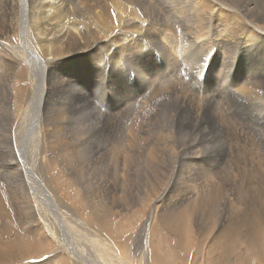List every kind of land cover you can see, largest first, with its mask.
<instances>
[{
  "label": "bare ground",
  "instance_id": "6f19581e",
  "mask_svg": "<svg viewBox=\"0 0 264 264\" xmlns=\"http://www.w3.org/2000/svg\"><path fill=\"white\" fill-rule=\"evenodd\" d=\"M160 1L162 5L156 6L157 1L153 2V0H0V45L7 48L11 54L9 62L5 60V57L0 61H4L12 68L10 70L14 73V76H18L16 69L20 62L29 79L26 84L28 88L19 84V82H14L12 83L13 86H8L9 103L15 105L14 97L17 93L22 104L27 100L30 108L34 107L33 112L29 109L33 113V118L28 122L31 128L23 129L27 133L21 131L20 127L17 128L19 129L18 132L15 131L14 134L13 129H4L3 131V136L6 139L5 143L7 144L5 151L10 154L17 152V155H15L14 160L9 157L7 161H2L3 164L1 165V167H6L7 170L3 169L2 173L8 179L3 187H0V264H10L21 260L32 261V253L38 250L36 249L38 247L31 248L30 244L27 243L29 246L25 247L23 244L21 250L11 249L21 235L26 238L33 236L39 248L52 245V240H56L59 246L56 254H51L52 257L66 254L74 260L76 259L75 261L80 264H130L125 259L128 254H125L124 260L115 257L116 251L114 249L111 248L109 251L102 249L101 243L95 239V232L90 230L91 233L84 231L83 234L80 228H74L75 226L73 227L70 224L68 216H71V218L72 216L77 217L81 212L80 210L78 214L73 210H69V212L67 211L68 215L63 210H58L59 204L53 202L54 195L52 197V194H49L52 193L50 189L53 187L49 188L45 185V183L49 185L52 180L49 176L50 169L57 171L55 166L52 168L49 165L45 166L46 152H43L46 150L43 148L40 151L43 154L37 151L30 154L31 158L28 157L29 161L27 162L23 156L32 150L31 143L38 150L41 138L37 141H31V130L36 133L34 126L38 127V125L44 126L45 124V131H48L47 134L51 135L49 137L62 134L67 137L64 143L61 144L56 137H52L46 143L48 146L46 149L50 153L51 162H53L51 165L61 163L63 168L67 166L66 163L68 162L66 155L70 154L67 151L71 150L75 142L80 140L88 146L94 141L93 138L99 136V134L107 133L106 135L113 136L114 126L112 123L116 121L115 119L121 122L123 113H119L118 110L119 114L116 113L115 119H112L109 115L108 118L104 116L105 119L102 120L104 112L101 114L97 107H101L105 102L107 94L110 95L105 92L107 89L119 92V85H128L127 73L124 72L125 57L132 66L137 67L135 69H138L142 77V83H134L136 86L132 88L133 94L129 92L128 97L126 95V98H121L119 105H115L114 110L116 111L115 108H122L124 102L131 99L132 95H135L136 99L147 89L151 96L153 94L151 100L157 95V100L152 104L151 109L159 108L166 111L167 124L163 125L164 129H161L157 123L158 118L154 116L157 113L151 111L150 115L152 116L149 118L145 129L143 128L144 116L138 120V127L134 121L128 129L131 137H134L137 132V138L140 141L144 140L143 142L115 147L109 145L108 149H106L107 144H104L103 149L100 147V150H97L98 153L108 154L111 151L117 153L116 157H118V154L137 157L147 153L160 154L161 152L172 155L175 153V147L172 145L173 140L171 141L167 136H159L160 132L168 133L170 131L177 134L176 128H179L181 129V132L178 130L179 133L183 132L184 135L186 133H196L193 135L194 139L178 151H184L185 154H188L189 161L185 163L175 162L170 171H165L162 176L157 175L152 182L150 181V184L149 181L147 182L148 177H146L145 183L151 186V196H157L158 189L160 191L161 196H157L154 203L158 202L162 195L168 193L174 185H183L184 189L185 201L180 203L183 207L172 212L170 216L161 218L159 223L155 224L156 229L154 231L157 232L159 225L162 224L168 230V232L163 233L169 236L168 238L176 243L181 248L180 250H183L185 238H187L184 236L185 213L187 211L190 213L191 225L194 221L200 223L198 233L205 238L209 259L214 260V264L238 263L243 253L236 248L233 250L235 253V257L232 258L234 263L228 255L231 247L236 243L238 246L245 243L250 248H254L257 243L261 246L259 236L264 233V230L257 233L250 231L252 225L263 222V217L254 206V197L258 195L259 188L253 185L248 186L250 191L245 196L247 200L246 203H243L245 208L241 214L235 213L232 209L235 206L234 199H236L234 185H230L226 189L223 185L218 184L215 186L213 180L206 175L202 177L200 175L202 167L196 166L197 161L203 162L200 155L197 154L201 150H199V147L194 148L193 146L203 143L201 147L203 145L207 150L205 156L216 159L215 165L220 169H223L225 165L229 166L231 163H236L242 168L243 173L250 169L252 172H257L258 175L257 163H254V161L247 162L248 152H257L256 145L246 140L244 143H231V140L229 141L230 137H241L242 133L240 134V132L242 131L239 132L238 128L228 121L225 116L226 113L224 114L223 111L210 106L216 105L217 102L228 105L236 101L243 102L245 98L243 89L248 86H257L262 89V91L259 90L262 94L257 91L254 101L249 103L254 108L264 105V67L258 69L259 71L255 68L256 59L264 60V27L258 24H250L248 29L244 31L242 25L236 23L231 10H236V7H239V0H159V3ZM171 24H178L179 27L176 26L177 30L185 32L189 42L185 43L188 44H183L175 37V30ZM211 32L212 39L209 40L207 35ZM17 35L22 40L20 46L18 44L16 46L10 40L4 42L9 37L14 40ZM142 37L145 38L144 40H150L151 43L160 47L161 53L158 54L162 55V63H154L155 60L143 54L142 50L137 54L140 50L139 40ZM255 38L260 43L256 42ZM210 41L218 46L211 52L208 47L212 44ZM146 43L148 45V42ZM24 44H26V47ZM235 46H239L237 49L238 60L236 61L228 59V53ZM224 50H226V53H224ZM30 51L31 56H29ZM205 54L209 55L204 58ZM202 63L203 65H201ZM175 68L189 75L185 84L181 80L175 81L173 79L172 74L175 72ZM130 73L129 70V76ZM160 74L162 76L156 84L157 86L155 85L156 88L151 86L154 83L153 81L156 80L154 77ZM166 77L171 79V84L169 83V86L163 87L162 82H165ZM14 80L16 79L12 81ZM152 88H155L154 91L152 90L153 92L151 91ZM25 92L31 93V96L23 101L21 97L26 96ZM37 92H39V96L35 95ZM180 92H183V94L180 95ZM44 100L47 104H45V109L42 111ZM167 101H170V103L165 106L163 103ZM198 105H201V107H198ZM206 110L210 112V115L206 116ZM111 112L115 115L113 110ZM253 112L264 117L263 110L254 109ZM110 113L107 112V114ZM136 115H138L137 109H135L134 117ZM80 129L88 131L80 137ZM65 130H70L71 133L67 135L69 132L65 134ZM72 134H77L75 136L77 140L70 142ZM16 135L19 136L16 137ZM163 137L165 138L164 144L159 141ZM7 139H9L8 142ZM260 140L262 138L258 137L257 141ZM226 142L229 143L230 147L234 146L236 149L230 157V162L224 155V151L228 148ZM261 145H258L260 149ZM194 155L198 157L197 161ZM19 157L21 161L16 163L15 161H18ZM62 157L66 158L62 160ZM258 157L257 154L256 158ZM41 162L45 166L42 170L40 169ZM79 165L81 166V164ZM148 169L158 170L153 164H149ZM115 170L121 179L117 187H128L127 173L131 172L129 159L126 158L123 166ZM152 171L154 172V170ZM45 173H48L47 178L46 176L43 177ZM147 194L148 192L142 200L146 199ZM31 196L33 198L39 196L37 201L41 211L54 214L45 217L34 210L30 203ZM262 196L258 195V200L262 199ZM147 199L149 200V198ZM261 202H264V200ZM84 204L85 211L83 214L87 213L88 221L91 224L88 222L84 224L80 221L79 224L85 228L86 225L95 226L97 224L107 228V215L102 211L93 212L91 209L93 205L91 206V203L87 200H84ZM224 209L227 212L231 210V216H234L231 221L225 222V219L221 218ZM197 212H203L204 218H199L197 221L193 217V214ZM251 213L254 214L251 216ZM10 214L13 216L7 222H9V225L12 224L13 227L20 229L19 235L17 230L13 234L15 237L12 239H10L12 229L1 223V219ZM153 220L154 216L151 215L145 224L143 236L144 264L164 263L160 259V255L154 253L153 250ZM19 223L23 226L21 227ZM53 223L55 227L52 226ZM55 228H60V230L56 232ZM24 229L26 230L22 232ZM35 234H38V236ZM262 239L264 238L262 237ZM181 245L183 246L181 247ZM262 246L264 247V245ZM258 249L259 253L254 254L257 261L255 262L258 263L259 259L264 262V252L260 247ZM230 256L232 255L230 254ZM49 260L52 261L50 258Z\"/></svg>",
  "mask_w": 264,
  "mask_h": 264
},
{
  "label": "rangeland",
  "instance_id": "374dc122",
  "mask_svg": "<svg viewBox=\"0 0 264 264\" xmlns=\"http://www.w3.org/2000/svg\"><path fill=\"white\" fill-rule=\"evenodd\" d=\"M156 1L153 0V2H156L155 3L156 6L162 5L161 1H160V3H159V0H156ZM236 8H237L236 10L235 9L231 10V13L234 15L233 17H234L236 23L238 25H242L244 31H246L248 29V25H250V24H252V25L258 24L259 26L264 27V0H239V7H236ZM171 25L174 27L175 37L178 40L182 41L183 44H188L189 43L188 37H186L187 35L185 34V32L184 31L179 32V30H177L178 29L177 27H179L178 24H171ZM207 37L209 40L212 39V32L208 33ZM141 39H142V41H141ZM144 39L145 38L142 37L139 40L140 50L137 52V54H139V52L142 50L143 54L148 56L150 59L155 60L154 63L155 62L156 63L157 62L162 63V55L158 54V53H161L160 47L151 43L150 40H144ZM9 40L12 43H14L15 45L18 44V46H20L19 44L22 43V40L20 39L19 35H17V37H15L14 40L11 39V37H9L8 40H4V42H7ZM184 40H186V41H184ZM255 40H256V42L260 43L257 40V38H255ZM146 42H148V45ZM185 42H188V43H185ZM211 43L213 44V42H211ZM212 44H210L208 46L210 48L209 49L210 52H211V50H215L218 47L217 45H215V44L212 45ZM24 45L26 47V44H24ZM0 46H1V48H0V53H1L0 57L1 58L0 59L5 57L6 58L5 60L6 61L8 60V62H9V60L11 59L10 51L7 48H3L2 45H0ZM238 48H239V46H235L234 48L231 49L232 51L230 53H228V59L235 60V61L238 60V55H237L238 54V50H237ZM28 52H29V50H28ZM224 53H226V50H224ZM28 55H29V53H28ZM208 55L209 54H205L203 57L206 58ZM230 55H231V57H230ZM29 56H31V51H30ZM124 59H125L124 61L127 63L126 64L124 62V67H125L124 72L127 73L128 85H126V86L125 85H122V86L119 85V87H120L118 90L119 92H117L115 90L111 91L110 89H107L105 92L109 93L110 95L107 94L105 102L101 105V107H99V106L97 107V109L99 111H101L100 112L101 114L104 112L102 120L105 119L104 116L106 118H108V116L110 115V117H112V119H115L117 114L123 113L121 122H120V120L115 119L116 121L114 123H112L114 126L113 136L106 135L107 133L99 134V136L97 135L96 137L93 138L94 141H92L88 146H86L87 144L82 143L80 140L78 142H75V144H77V145L74 144L73 147H71V150L67 151L68 153H70L69 155H66L67 158L62 157V160H64V158H66L68 160V162L66 163L67 166H65V168H63L62 167L63 165L61 163H60L61 165L60 164H52L51 165V163H53V162H51V158L49 157L50 153L46 149V147H48L46 145V143L48 141H50L49 139H51L52 137H56L57 140L61 144V143H64V140L67 139V137L63 134L62 135H52V137H49L51 135L47 134L48 131H45V129H44L45 124H44V126H42V125L41 126L38 125V127L34 126L36 133H34L31 130V134H32L31 141L32 140L37 141L40 138H41L40 139L41 141H40V144L38 146V150L31 143V149L32 150L30 149L31 151L29 153L27 152V154L23 155L24 159L26 160V162L29 161V159L31 158L30 154L35 153V151L39 152L40 154H43L46 152V154H45V162H46L45 166L49 165L50 168L55 166L57 168L56 169L57 171H55L54 169H52V170L50 169L49 176H51L50 179L52 178V180L49 183V185H48V183L47 184L45 183V185L49 188L53 187L50 189L52 191V193L50 192L49 194H52V197L54 195L55 199L53 202L54 203L57 202L59 204L58 210H60V211L63 210L64 212H66V214H67V211L69 212V210H73L76 214H78V211L80 210L81 212L77 217L72 216V218H71V216H68L69 217L68 219H70L69 220L70 224L73 227L75 226L74 228H80L81 231L83 232V234H84V231L90 232V230H92L93 232H95L96 233L95 239L101 243L102 249L109 251L112 248L116 251V254L118 252L117 256L115 254V257H119V259L124 260V258L126 257L125 254H128V256L125 259L130 264H144V257H143L144 240H143V236L145 233V231H144L145 230V224L149 220L150 216L153 215L154 216L153 223L155 226V227L153 226V232H152L153 233L152 235L154 237L153 250H154V253H157L160 255V259L164 262L162 264H214L215 261L209 259V254H208L207 246L205 243V238L198 233V227L200 226V223H197L196 221H194V223L191 225L189 212L186 211V213H185L186 223L184 226V231H185L184 236H186L187 238H185L184 246L181 245V247L183 246V250H180L181 248L179 246H177L176 243H173L168 238L169 236H167L163 233V232H168V230L162 224L159 225L157 232L154 231L156 229L155 224H158L159 220L161 218H163L164 216L166 217L168 215L170 216L172 212H174L175 210L181 209V207H183L182 204H180V203H182V201H185L184 196H183L184 189H183V185H174L173 187H171L169 189L168 193L162 195V197H161L162 199L160 198V200L158 202L154 203L155 198L160 195V191L158 189L159 193H157V196H155V197L151 196V192H150L151 186L149 184L153 181V179L156 178L157 175L162 176V174H165L164 173L165 171H170L171 168L173 167L172 165H174L175 162L176 163H185L186 161H189L188 154H185L184 151H182V152H178V151H180L185 146L186 143L191 142V140L194 139L193 135H195L196 133H193V134L192 133H186L184 135L183 132L179 133V131L181 132V129H179V128H176L177 134L170 132V131L168 133L160 132L159 136H165V137L167 136L171 139V141L173 140L172 145H174V147H175V153L172 154L173 156L170 154H167L166 152H161L160 154L147 153V154L137 156V157H132V156L128 157V156L123 155V154H118V157H116L117 153H114L111 151L108 154H99L98 153V151L100 150V147L102 149L104 148V146H103L104 144H107L108 147L106 149H108L109 145H112L115 147L118 145H132V144H138L140 142H143L144 140L140 141L137 138V132H136V135L134 137H131L130 134L128 133V129L131 126V123H133L134 121H135L134 123L138 127V122H139L138 120L142 116H144L143 128L145 129V127L147 126V122H148L149 118L152 116V115H150L151 111H154L157 113L154 116H156L158 118L157 123L159 124L158 126L161 129H164L165 127H163V125L165 126L167 124L168 118H167V112L166 111H163L159 108H156L153 110L151 109V107L153 106L152 104L157 100V95H155V97L151 100L150 98L153 96V94L151 96V94L147 92V89L143 92V94H141L136 99L134 97L135 95L134 96L132 95L130 97L132 100L129 99L127 101L128 104L125 101L124 104L122 105V108H115L116 111L114 110L115 105H119L121 98H126V95L128 97L130 95L129 92L131 94H133L132 88H134V86H136V84H134V83H136V82H138L137 84L142 83V77H141L140 73L138 72V69H135L137 67L132 66L130 61H128V59H126V57ZM201 65H203V63ZM262 67H264V60L263 59H256V61H255L256 70L259 71ZM10 69H12V68L9 65H7L4 61H0V96H1L0 100L2 99L0 101V111H1L0 112V118H1L0 119V123H1L0 124L1 125L0 126V132L2 133V134L0 133V136H1L0 137V168H1L0 169V187H3L4 183L8 179L2 173L3 169H5V170H7V169H6V167H1V165L3 164L4 161H7L9 157L14 160L16 158L15 155H17L16 154L17 152L10 154V153H7L5 151V149L7 148V144L5 143L6 139L3 136V131H4V129L5 130L13 129V134H14L15 131L18 132L19 129H17V128L20 127L21 131H23L24 133H27V131L23 130V129H26L28 127L31 128L30 124H28V122L31 120V118H33L32 112L34 111V107L30 108L28 101L25 100V98L27 99V98H29V96H31V93L29 94V92L28 93L25 92L26 96L23 95V97H21L23 99V101L25 100L23 104H22V101L19 100L17 93L15 94V97H14L15 105H13L12 103H9V99H8L9 93L7 92L8 86L9 85L13 86L12 83L19 82V84L24 85L25 87L28 88V86H26V84H27V81H29V79L26 76L27 72L25 69L22 68V64L20 62L18 63V68L16 69V73L18 74V76H14V73ZM129 70L131 72L130 76H129ZM27 71H28V68H27ZM161 74L154 77L156 80L153 81L154 83H152L151 86L154 87L156 84H158V81H160L161 76H162ZM172 76H173V79L175 81L181 80L185 84L189 75L187 73L183 72L182 70L175 68V72L172 74ZM139 77H140V79H139ZM26 78H27V80H26ZM13 79H16V80L12 81ZM23 81H25V82H23ZM164 81L165 82H162L163 87L169 86L171 84L170 83L171 79L168 77H166ZM143 82H145V80H143ZM156 86H155V88H156ZM183 86L185 87V85H183ZM155 88H152L151 91L152 90L154 91ZM259 90L262 91V89H260L257 86H248V87H245L243 89V91H244L243 93L245 95L243 102L236 101L235 103L233 102L234 104L232 103L229 105L217 102L216 105L210 106V107L215 108L216 110L219 109V110L223 111L224 114L226 113L225 116L227 117L228 121L231 124L235 125L238 128L239 132L242 131V132H240V134L242 133L241 135L243 137L242 136L241 137L237 136L235 138L230 137L229 141L231 140V143H244V141L246 140L247 142L254 143V145H256L257 152H254V151L248 152L247 162L250 163V161H254V163H257L258 172H259L258 175H257V172H252L250 169L247 172L243 173L242 168L239 167L236 163H231L229 166L225 165V167L223 169H220L219 167H217L215 165L216 159L205 156L207 154V150L205 149V147H203V145L201 147V144H203V143H200L199 145L193 146L194 148L199 147V150L202 151V152L201 151L197 152V154L200 155V158H201V160H203V162L197 161L198 157L194 155L195 160L197 161L196 166L202 167L201 172H200V175L202 177H204L206 175L209 179L213 180V182L215 183L214 184L215 186L218 184L223 185V187L226 189L230 185H234V192H235L236 199H234V201H235L234 205L235 206H233L232 209L235 213H239V214H241L243 209L245 208V205L243 203L247 202L245 196L250 191V188H248V186L253 185V186L259 188L258 195H261V196L264 195V148H263L264 147V143H263V140H264V117H263V115L260 116V115H257L256 113L253 112L254 109H260V110L264 111V105L254 108L253 105L251 103H249V102L254 101V98L256 96V92ZM261 91H259L260 94H262ZM48 93H49V91L47 92V94ZM179 94L181 95V94H183V92H180ZM35 95L39 96V92H37ZM45 100H44V106H42L43 107L42 111L45 109V104H47V103H45ZM160 100H161V98H160ZM168 103H170V101L164 102L163 104L166 106ZM30 104H31V101H30ZM105 104H107V105H105ZM104 106H105V108H104ZM123 107H126V108H123ZM198 107H201V105H198ZM210 107H208V108H210ZM129 108H131V109H129ZM231 108H233L234 110ZM29 109L32 112L29 111ZM135 109L138 110V115H136L134 117ZM102 110H104V111H102ZM112 110L115 113V115H113L112 112L110 113V111H112ZM132 110L134 113L132 112ZM159 111H162V112H159ZM107 112H109L110 114H107ZM251 113H254V114H251ZM152 114H154V113H152ZM147 115H149V116L146 117ZM208 115H210V112L208 110H206V116H208ZM109 119H111V118H109ZM6 121H8V123H6ZM24 121H25V123H24ZM20 123H21V125H20ZM210 123L217 124L216 122H210ZM6 125H7V127H6ZM110 125H111V123H110ZM80 131H81V135H80V137H81V136H84L88 130L80 129L79 132ZM64 133L65 134L68 133L67 135H69L71 133V131L65 130ZM34 134H36V135H34ZM76 135L77 134L71 135V138L73 140L70 138L71 139L70 142L77 140L75 137ZM172 135H173V139H172ZM224 135H226V134H224ZM18 136L19 135H16V137H18ZM61 136H62V138H61ZM150 136H155V135H150ZM258 137H261L262 140L257 141ZM107 138H108V140H106ZM247 139L250 141H248ZM8 140L9 139H7V142H8ZM164 140H165L164 137L159 139V141L162 144H164L163 143ZM260 144H262L261 149L258 146ZM226 145L228 148H226V150L224 151L225 152L224 155H225L226 159L230 162V157H231L232 153H234L236 151V149L234 148V146L230 147L228 142H226ZM161 147H163V145H161ZM43 148L46 151L41 153L40 151H42ZM76 148H77V150H76ZM257 154L259 156L258 158H256ZM28 157H29V159H28ZM114 158H115V160H114ZM126 158L129 159V167L131 168V172L127 173L128 180H129L128 187L118 188L117 186L119 185L121 179H120L119 175L116 173L115 169L122 167ZM240 158L242 159V157H240ZM250 158H252L253 160ZM102 160H104V161H102ZM20 161H21V159L19 157L18 161H15V162L18 163ZM212 161H214V162H212ZM74 164H75V166H74ZM79 164H81V166ZM111 164H112V166H111ZM115 164L118 166H116ZM145 164H146V166H145ZM149 164L155 165L158 170L148 169ZM45 166L41 162L40 169L41 170L44 169ZM114 166H116V167H114ZM76 168H77V170H76ZM152 170H154V172ZM179 171H180V169H179ZM66 173H67V175H66ZM75 174H76L77 179L75 178ZM114 174H116V175H114ZM45 176L47 178L48 173L43 174V177H45ZM69 177H70V179H69ZM146 177H148L147 182L149 181V184L145 183ZM42 179L44 180V178H42ZM258 179H259V181H258ZM224 180H225V182H224ZM33 182H34V180H33ZM31 187H32V185H31ZM147 192H148V194L146 195V199L142 200L144 198L143 196H145V194ZM257 196L254 197V206H255L256 210L263 217V222H259L255 225H252V229L250 231H253L254 233L261 232L264 230V202H261L262 200H264V196H262L263 198L260 200H258ZM147 198H149V200ZM38 199H39V196H35V198H33L31 196V201H30L31 206L33 207L34 210L40 212L43 216L49 217L52 214V212L41 211L39 204H38V201H37ZM84 200L85 201L87 200V202L91 203V206L93 205L91 207L93 212H95V211L101 212L102 211L103 213H105L107 215V224H106L107 228L106 227L103 228V227L99 226L98 224L95 226L94 225H86V228H85L84 226L79 224V221L83 222L84 224L86 222L89 223L88 218H87V213L83 214L85 211ZM97 200H99V201H97ZM60 203H62V204L60 205ZM48 206L51 208V206L49 204H48ZM61 206H63V207H61ZM230 212H231V210H229L227 212L224 209L223 215L221 214V218L223 217L222 219L223 220L225 219V222L231 221L232 218L234 217L233 215L231 216L232 213H230ZM253 214L254 213H251V216ZM12 216L13 215L10 214L6 218L1 219L2 220L1 223L3 225L12 229V235H11L10 239L15 237L13 234L15 232H17V230H18V235H19V231H20V229L13 227L12 224L9 225V222H7V221H10L9 219H11ZM80 216H82V217H80ZM193 217H195V219L198 221L199 218H204V213L203 212H197V213L193 214ZM19 224L21 227L23 226L21 223H19ZM89 224H91V223H89ZM52 226L55 227L54 223L52 224ZM57 226L60 227L58 224H57ZM245 229L247 230V228H245ZM25 230L26 229L22 230V232H24ZM59 230H60V228H57L56 232H58ZM35 235L38 236V234H35ZM262 237L264 238V233L260 234V236H259V244L261 246H259L257 243V245L254 248L248 247L245 243L244 244L241 243V244H239V246L237 243L234 244L231 247V251L228 252L229 259L232 260V258L235 257V253L233 250L236 248L239 252L243 253V256L245 255V257L242 256V258H241L242 261H241V259H239V262L236 264H239L240 262H242L243 264H250V263L251 264H264V262L261 261L260 259H259L258 263H256L257 261L254 258V257H256V256H254V254L256 253V255H257L259 253L258 247H260L262 249V251L264 252V250H263L264 247L262 246V245H264L263 244L264 239H262ZM27 238L24 237L23 235L19 236L18 239L16 238L17 240L15 242V245L11 249L12 250L13 249H20L21 250V248H22L21 245H23V244H24L23 246H25V247L29 246V244H30L31 248L38 247V248H36L38 250H36L35 252L32 253V261L30 260L28 262L26 260H21V261H17V262H12L10 264H32V263L33 264H38V263H40V264H43V263H46V264H80V263H78V261H75L76 259L74 260L73 258H71L70 255L65 254V255H59L57 257H52L51 254H56V250L59 246V243L56 240H52V245L42 246V248H39V246H37V242L33 239L34 238L33 236L27 237ZM128 238H129V240H128ZM19 239H20V241H19ZM127 240H128V243L126 244ZM34 241H35V243H34ZM27 243H29V244H27ZM124 244H125V246H124ZM151 245H152V243H151ZM123 252H124V254H123ZM231 252L234 254H232ZM230 254L232 256H230ZM248 255L251 257H249ZM45 258H47V259H45ZM49 258L52 261H50ZM247 258H248V260H247ZM245 259H246V261H245ZM243 260L245 263L243 262ZM46 261H49V262H46ZM232 263H234L233 260H232ZM87 264H89V263H87Z\"/></svg>",
  "mask_w": 264,
  "mask_h": 264
}]
</instances>
